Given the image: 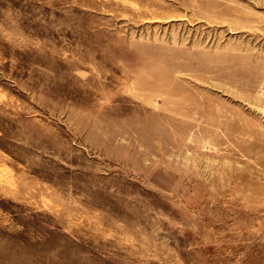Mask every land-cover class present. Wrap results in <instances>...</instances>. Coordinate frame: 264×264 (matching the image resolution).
I'll return each mask as SVG.
<instances>
[{
	"label": "rangeland",
	"instance_id": "obj_1",
	"mask_svg": "<svg viewBox=\"0 0 264 264\" xmlns=\"http://www.w3.org/2000/svg\"><path fill=\"white\" fill-rule=\"evenodd\" d=\"M0 264H264V0H0Z\"/></svg>",
	"mask_w": 264,
	"mask_h": 264
},
{
	"label": "bare ground",
	"instance_id": "obj_2",
	"mask_svg": "<svg viewBox=\"0 0 264 264\" xmlns=\"http://www.w3.org/2000/svg\"><path fill=\"white\" fill-rule=\"evenodd\" d=\"M261 108V107H260ZM261 109H263V108H261Z\"/></svg>",
	"mask_w": 264,
	"mask_h": 264
}]
</instances>
